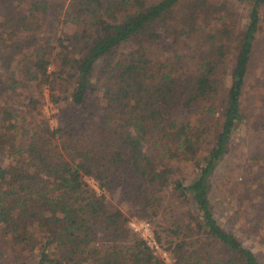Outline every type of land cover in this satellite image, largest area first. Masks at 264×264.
Segmentation results:
<instances>
[{
	"label": "trees",
	"instance_id": "1",
	"mask_svg": "<svg viewBox=\"0 0 264 264\" xmlns=\"http://www.w3.org/2000/svg\"><path fill=\"white\" fill-rule=\"evenodd\" d=\"M262 18L264 0H0V258L166 264L128 227L135 217L170 264H260L216 220L209 178L248 116ZM193 39L187 61L156 56ZM17 83L35 90L27 121L4 99ZM62 84L50 127L44 90L56 104ZM263 216L260 205L240 233Z\"/></svg>",
	"mask_w": 264,
	"mask_h": 264
},
{
	"label": "rangeland",
	"instance_id": "2",
	"mask_svg": "<svg viewBox=\"0 0 264 264\" xmlns=\"http://www.w3.org/2000/svg\"><path fill=\"white\" fill-rule=\"evenodd\" d=\"M65 29L69 28L65 27ZM193 41L195 39L168 50H157L156 56L172 58L174 55H178L181 60L187 61L190 57ZM263 50L264 18L261 20L260 32L255 41V48L243 88L242 105L248 116L233 134L228 144V152L209 178L211 184L209 197L216 220L224 228L233 230L242 239L243 243L254 252L260 264H264V216L262 217L261 227L255 228L253 226L251 229L245 230V235L240 232L243 226H250L248 223H253V220L249 218L253 210L259 208L260 205H264V140L262 141L264 139V127L261 126L264 122V103H262L258 92L260 91L264 95V87L258 84L262 77L261 71L264 68ZM44 93L41 113L48 120L49 126L54 127L58 111L64 108L66 104L67 99L64 97L67 91L63 88V84L56 88L55 94L60 98L56 104L48 100L46 90H44ZM29 95L35 96L32 84L30 83L29 86H26L25 84L17 83L13 90L9 91L4 97L6 106L16 115L15 118L17 120L27 121L31 119L27 115L35 112V110L25 106L26 97ZM198 113V110L192 111L187 115L188 119L193 120ZM24 129H28V125L24 126ZM181 168L182 175L186 180L193 176L189 167L181 166ZM84 179L96 191H100L92 179L87 177ZM105 197L108 201L118 204L124 210L125 206L119 201L116 193L110 196L105 192ZM173 211L176 213V209L173 208ZM131 218L138 219L135 217L128 219L130 220ZM148 223L151 227V222L148 221ZM253 232L254 235H252ZM156 256L164 259L166 264H170L166 252L161 249L157 250ZM0 264H36V260L33 256H30L24 263H13L10 257H3L0 258Z\"/></svg>",
	"mask_w": 264,
	"mask_h": 264
},
{
	"label": "built area",
	"instance_id": "3",
	"mask_svg": "<svg viewBox=\"0 0 264 264\" xmlns=\"http://www.w3.org/2000/svg\"><path fill=\"white\" fill-rule=\"evenodd\" d=\"M127 224L133 232L137 233L146 242V244L153 249L154 254L156 255L159 248L152 236L148 221L131 218L127 221Z\"/></svg>",
	"mask_w": 264,
	"mask_h": 264
}]
</instances>
